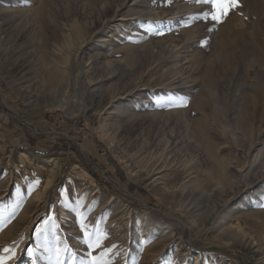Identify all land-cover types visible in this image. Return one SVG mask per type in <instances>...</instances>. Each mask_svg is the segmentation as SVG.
<instances>
[{
    "label": "rangeland",
    "instance_id": "374dc122",
    "mask_svg": "<svg viewBox=\"0 0 264 264\" xmlns=\"http://www.w3.org/2000/svg\"><path fill=\"white\" fill-rule=\"evenodd\" d=\"M239 4L0 0L7 264H264V0Z\"/></svg>",
    "mask_w": 264,
    "mask_h": 264
},
{
    "label": "snow or ice",
    "instance_id": "6c2138e0",
    "mask_svg": "<svg viewBox=\"0 0 264 264\" xmlns=\"http://www.w3.org/2000/svg\"><path fill=\"white\" fill-rule=\"evenodd\" d=\"M200 2L211 7L210 12L204 13V18H210L211 21L217 23L223 22L224 17H226L232 9L240 7L239 0H200ZM93 246L96 248L101 247V240L98 239ZM3 252L7 255L0 256V264H7L8 261L15 258L16 253L12 248L5 247ZM58 264H61L59 260ZM93 264H107V262L102 259L94 258Z\"/></svg>",
    "mask_w": 264,
    "mask_h": 264
},
{
    "label": "bare ground",
    "instance_id": "6f19581e",
    "mask_svg": "<svg viewBox=\"0 0 264 264\" xmlns=\"http://www.w3.org/2000/svg\"><path fill=\"white\" fill-rule=\"evenodd\" d=\"M1 14V13H0ZM5 14V13H4ZM2 17H4L3 15H2ZM6 19V18H5ZM232 59V58H231ZM230 59V60H231ZM229 60V61H230ZM235 62V61H234ZM230 63H232V62H230ZM230 63H228V64H230ZM234 64V63H233ZM29 124V123H28ZM16 168H17V170H18V173L20 174V178H21V180H24L25 178H26V175L29 173V174H33V175H35V178H37L36 177V172H39L38 170L39 169H41L42 168V166L40 165V164H35V163H33L32 162V160H31V158H30V156H29V154L28 153H25V152H23L22 154H21V157H20V160H19V162H17V164H16ZM5 170H6V172L7 171H9V166L8 165H6L5 166ZM44 171H46V170H44ZM46 175H47V181L46 182H43V185L44 184H49V182L51 181V179L49 178L50 176V174H49V172L47 171L46 172ZM78 177V176H77ZM45 179V180H46ZM33 181V180H32ZM71 181H73V180H70V182ZM77 184V183H76ZM75 185V184H74ZM78 185V184H77ZM220 185V184H219ZM74 187V190H75V192H78V186H73Z\"/></svg>",
    "mask_w": 264,
    "mask_h": 264
},
{
    "label": "trees",
    "instance_id": "16d2710c",
    "mask_svg": "<svg viewBox=\"0 0 264 264\" xmlns=\"http://www.w3.org/2000/svg\"><path fill=\"white\" fill-rule=\"evenodd\" d=\"M86 168H89V167H86Z\"/></svg>",
    "mask_w": 264,
    "mask_h": 264
}]
</instances>
